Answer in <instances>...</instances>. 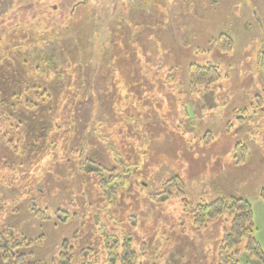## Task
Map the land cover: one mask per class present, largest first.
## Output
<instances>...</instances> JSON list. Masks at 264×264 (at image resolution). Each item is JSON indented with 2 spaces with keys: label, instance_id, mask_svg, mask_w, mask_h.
<instances>
[{
  "label": "rangeland",
  "instance_id": "rangeland-1",
  "mask_svg": "<svg viewBox=\"0 0 264 264\" xmlns=\"http://www.w3.org/2000/svg\"><path fill=\"white\" fill-rule=\"evenodd\" d=\"M78 2L0 0L6 246L24 238L18 250L43 264H264L246 240L225 251L228 213L194 217L248 200L264 252V0ZM191 64L221 77L193 92ZM27 85L23 102L48 87L53 99L13 131L2 104ZM63 104L69 115H51Z\"/></svg>",
  "mask_w": 264,
  "mask_h": 264
},
{
  "label": "trees",
  "instance_id": "trees-1",
  "mask_svg": "<svg viewBox=\"0 0 264 264\" xmlns=\"http://www.w3.org/2000/svg\"><path fill=\"white\" fill-rule=\"evenodd\" d=\"M88 1L90 0L78 2L75 6V9L81 5L87 4ZM217 42L219 43V49L222 52L231 51L234 46L233 40L225 34H223ZM260 60L262 62L261 66L264 69V57L262 59L260 58ZM189 73L190 86L193 92H197L200 87L208 88L212 86L221 77L219 74L218 67L213 65L199 66L196 64H191L189 67ZM49 81L52 80H48V82ZM48 88H46L41 93H38L34 99H28L23 102L22 100L24 94L28 93L31 89L30 85H27L22 90L14 91L11 96L8 97L5 102H3L2 105L9 106L10 113L8 114V116L13 119V131L19 130L26 125V116H32V114L30 113L36 111L38 107V102L53 99V92L51 93V88H49L51 91ZM16 99H18L19 103H16ZM60 108L62 110H59L58 107L51 109V115H53L55 118L58 117V119H60V117H65V115H69V113H67L68 111H65L67 109V106L63 104V106H60ZM6 114L7 113L0 112V120L4 121ZM4 140L7 144L9 143L14 146L13 140H8L6 136ZM17 146L18 145L16 144V147ZM245 149L247 150V148H245L244 146V149L242 150L245 151ZM243 157H238L239 162H243ZM176 180L177 179H174L165 183L163 191L161 192V194H159L160 196H153L155 201H161L165 198H168L171 195L170 189L172 186H170V183L176 182ZM179 196L183 197V193L181 191L179 193ZM32 210H34V208ZM225 213H228L230 216L233 217L231 230L225 234L223 239V246L225 251L231 252L233 250L238 249L242 241L246 240V250L249 252V254L264 263V252L261 249V246L255 236L256 234L252 204L248 200L234 198L231 202H228L223 199H218L211 204L199 205L194 210L195 223L199 226H203L208 220L218 218ZM5 237L10 239L9 237H13V234L11 233V236H9L6 235V233L4 234V232L0 230V251H2V258L7 262V264H43L42 261H40L39 259L28 260L26 254L21 253V251L18 250L20 247H25L27 245V241H25L24 238L16 240L12 242L9 246H6L7 239ZM222 252V260L226 261L227 259L225 256H227L228 254L225 253L226 255L224 256V253ZM232 264H237V261H233Z\"/></svg>",
  "mask_w": 264,
  "mask_h": 264
},
{
  "label": "crops",
  "instance_id": "crops-1",
  "mask_svg": "<svg viewBox=\"0 0 264 264\" xmlns=\"http://www.w3.org/2000/svg\"><path fill=\"white\" fill-rule=\"evenodd\" d=\"M245 261H246V263H245ZM262 264L260 261H254V260H252V261H250V260H247V258H245L244 259V261L242 262V264Z\"/></svg>",
  "mask_w": 264,
  "mask_h": 264
}]
</instances>
